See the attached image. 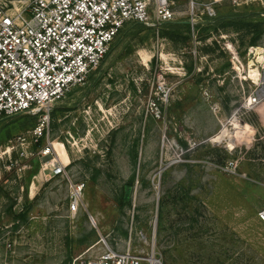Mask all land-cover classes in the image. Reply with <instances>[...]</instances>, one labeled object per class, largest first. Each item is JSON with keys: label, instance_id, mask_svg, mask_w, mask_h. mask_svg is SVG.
Listing matches in <instances>:
<instances>
[{"label": "rangeland", "instance_id": "obj_1", "mask_svg": "<svg viewBox=\"0 0 264 264\" xmlns=\"http://www.w3.org/2000/svg\"><path fill=\"white\" fill-rule=\"evenodd\" d=\"M197 1L217 3L199 44L189 30L127 24L86 83L50 106L37 143L39 114L0 121V264L94 261L104 244L151 242L162 264H264V98L246 104L264 81V0ZM173 9L171 23H188L187 0ZM223 17L261 23L259 39ZM51 159L66 178L44 170Z\"/></svg>", "mask_w": 264, "mask_h": 264}, {"label": "built area", "instance_id": "obj_2", "mask_svg": "<svg viewBox=\"0 0 264 264\" xmlns=\"http://www.w3.org/2000/svg\"><path fill=\"white\" fill-rule=\"evenodd\" d=\"M175 1L0 0V121L39 114V123L29 132L37 143L48 127L50 106L86 83L100 67L119 32L129 23L153 28L174 22ZM227 1L241 6L247 0ZM187 3L189 31L195 41L202 17H216L213 5L217 3ZM231 59L239 61L235 53ZM260 83L247 99V106L253 107L264 98V81ZM157 91L165 95L163 81L157 85ZM50 150L46 147L41 157L47 158ZM65 168L51 159L44 170L52 177L66 178ZM74 188L80 192L82 187ZM71 198L70 211L76 212L79 200L76 195ZM258 218L264 223V210ZM72 264H162V259L153 242L148 251L132 250L129 243L119 252L104 244L96 260H77Z\"/></svg>", "mask_w": 264, "mask_h": 264}, {"label": "trees", "instance_id": "obj_3", "mask_svg": "<svg viewBox=\"0 0 264 264\" xmlns=\"http://www.w3.org/2000/svg\"><path fill=\"white\" fill-rule=\"evenodd\" d=\"M235 18V17H234ZM234 19L230 18V17H223L220 19H217L216 22H222V25H226V26H236L238 25V29H240L241 27L246 28L247 33L253 32L255 37L252 40V42H255L257 39H259L260 34L262 33V24L261 23H251V22H246V23H242V21L237 20V21H232ZM211 23V22H210ZM168 27L173 28L174 30H184L186 33L189 30V25L188 23H167ZM32 119H34V117L26 115Z\"/></svg>", "mask_w": 264, "mask_h": 264}, {"label": "bare ground", "instance_id": "obj_4", "mask_svg": "<svg viewBox=\"0 0 264 264\" xmlns=\"http://www.w3.org/2000/svg\"><path fill=\"white\" fill-rule=\"evenodd\" d=\"M235 124V123H234ZM234 126V125H233ZM239 127L238 124L235 126V129ZM238 130V129H237ZM228 137V133L225 129H223L221 132H220V136L216 139L217 142L220 141L222 138H227ZM51 148H52V151L54 152V154L57 155L58 159H60L59 161H63L64 164H67L68 163V157L65 153V149L64 147L61 145V144H58V143H51ZM56 157V156H55ZM66 162V163H65ZM62 163V165H63ZM34 184H32L31 186V189H30V196L31 197H34L35 193H34ZM29 196V197H30Z\"/></svg>", "mask_w": 264, "mask_h": 264}, {"label": "water", "instance_id": "obj_5", "mask_svg": "<svg viewBox=\"0 0 264 264\" xmlns=\"http://www.w3.org/2000/svg\"><path fill=\"white\" fill-rule=\"evenodd\" d=\"M17 116H19V115H17Z\"/></svg>", "mask_w": 264, "mask_h": 264}]
</instances>
